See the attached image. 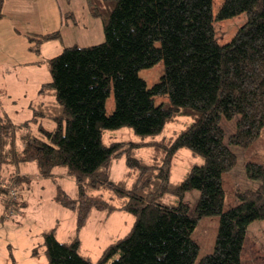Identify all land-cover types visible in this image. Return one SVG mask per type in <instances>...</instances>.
I'll return each instance as SVG.
<instances>
[{"label": "trees", "instance_id": "trees-1", "mask_svg": "<svg viewBox=\"0 0 264 264\" xmlns=\"http://www.w3.org/2000/svg\"><path fill=\"white\" fill-rule=\"evenodd\" d=\"M86 3L103 22L105 41L67 46L47 60L52 80L40 86L30 118L14 123L0 106V180L4 166L9 171L0 183L7 210L0 220L10 218L11 205L19 212L27 206L19 192L17 200L9 197V189L29 184L23 165L33 164L44 179L65 169L77 191L72 196L59 188L56 201L74 212L75 233L60 241L57 228L43 232L32 256L45 254L47 264H242L248 228L264 220V155L257 152L264 131V0H224L216 17L214 0ZM4 4L0 0V20ZM244 14L247 20L233 39L220 44L215 22ZM65 18L77 23L72 13ZM28 38L29 50L40 55L45 42L62 40V34ZM159 60L164 76L148 87L140 72ZM158 95L167 100L156 104ZM184 116L192 121L182 131L156 139ZM236 116V130L226 140L222 118ZM123 127L142 140L104 142L105 131ZM233 145L245 149L246 176L259 186L235 187L238 202L225 209V177L238 160ZM143 148L152 149L150 161L137 156ZM183 148L201 162L176 183L172 164ZM121 158L128 171L114 181L112 167ZM191 189L200 191L192 214L185 202ZM94 210L107 216L124 211L135 219L97 262L82 253L80 239ZM205 216H218L219 227L214 250L199 259L201 246L192 234Z\"/></svg>", "mask_w": 264, "mask_h": 264}, {"label": "rangeland", "instance_id": "rangeland-1", "mask_svg": "<svg viewBox=\"0 0 264 264\" xmlns=\"http://www.w3.org/2000/svg\"><path fill=\"white\" fill-rule=\"evenodd\" d=\"M223 2L224 0H214L215 17ZM4 13L5 17L0 22V63H2L0 85L6 93L4 94L0 89V106L2 104L14 123H20L32 116L29 106L39 99L40 86L52 80L49 68L46 66L47 60L60 54L67 46L85 47L104 42V25L100 19L91 15L86 0H5ZM67 13L75 16L76 24H66ZM246 20L247 16L244 14L216 21L215 31L219 43L225 44L231 41ZM55 31L61 32L62 40L55 39L45 42L41 46L39 56L28 50V35ZM153 47H159V43H154ZM33 60L38 62L17 66L12 63L15 61L32 62ZM140 75L148 87L158 83L161 76H164L163 61L159 60L152 66L142 69ZM5 81L7 85H2ZM166 100V95L155 97L156 104ZM113 109L114 100L111 96L107 101L108 114ZM237 118V116L233 119L222 118L221 125L225 130L226 140L236 130ZM191 121L190 117L184 116L170 122L164 133L156 139H161L163 136H174ZM103 139L106 144L142 140L129 127L107 130ZM231 148L238 160L236 166L225 177V209L238 202L234 192L235 187L254 189L259 186L257 181L246 176L245 167L248 157L245 149L237 145ZM257 152L259 155H264V131L257 144ZM151 153L152 149L143 148L137 151V156L150 161ZM199 162L201 158L193 156L189 149H181L172 164L171 180L176 183L180 182L189 169ZM127 171L125 158H121L114 162L111 176L114 181H120ZM8 173V166H4L0 183L7 182ZM66 173L65 169H57L53 179H44L41 176L38 179L32 177L28 186L24 185L19 191L9 189L17 193V197L19 192L26 200L27 206L21 212L14 208L15 212L12 217L0 221V264H9L10 254L13 255L16 264H47L45 254L42 253L35 257L31 255L32 249L43 240V232L57 228V237L60 241L67 240L75 233L74 212L56 201L59 188L69 195L76 194L77 184ZM199 196L200 191L197 189H191L186 193L185 202L189 205L191 214L195 210ZM105 197L108 198L107 193ZM3 205L0 202V214L4 216L7 210ZM134 222V217L124 211H117L107 216L105 212L94 210L88 224L80 232L82 253L97 262L112 242L123 238L131 231ZM218 227V216H205L199 220L192 234L193 239L201 246L199 259L214 250ZM242 261V264H264V220H256L250 224Z\"/></svg>", "mask_w": 264, "mask_h": 264}, {"label": "crops", "instance_id": "crops-1", "mask_svg": "<svg viewBox=\"0 0 264 264\" xmlns=\"http://www.w3.org/2000/svg\"><path fill=\"white\" fill-rule=\"evenodd\" d=\"M3 20V19H2ZM2 20H0V22L2 21ZM3 26V25H2ZM30 45V44H29ZM28 50H29V48H28ZM30 51V50H29ZM30 52H32V51H30ZM41 54V53H40ZM36 56H39V55H36ZM38 61L37 60H33L32 62H21V61H15V62H12V63H14V65H22V64H35V63H37ZM2 65V63H0V66ZM46 66H48V64L46 63ZM6 73H8V72H6ZM10 73V72H9ZM3 74V73H2ZM2 85H7V83H6V81L5 82H3L2 83ZM0 89L2 90V92H4V94L6 93V90L0 85ZM11 91V90H10ZM1 103H2V101H1ZM1 106H2V104H1ZM2 110L6 113V114H8L5 110H4V108L2 107ZM8 116H9V114H8ZM10 117V116H9ZM11 119H12V117H11ZM13 121V120H12ZM22 174L23 175H25V176H27V177H29L30 179H32V177L33 178H40V175L38 174V172H37V170H36V168L32 165V164H27V165H23L22 166ZM67 174V173H66ZM3 198L0 196V202H1V204L3 205L4 204V201L2 200ZM5 205V204H4ZM3 205V207H5ZM3 217V214H0V219ZM1 221V220H0ZM10 262H11V259H10ZM10 264V263H9Z\"/></svg>", "mask_w": 264, "mask_h": 264}, {"label": "built area", "instance_id": "built-area-1", "mask_svg": "<svg viewBox=\"0 0 264 264\" xmlns=\"http://www.w3.org/2000/svg\"><path fill=\"white\" fill-rule=\"evenodd\" d=\"M10 191V198L12 199V200H16V198H17V193H15L13 190H9ZM14 212H15V209H14V207L11 205L10 206V208H9V211H8V216L9 217H12L13 215H14Z\"/></svg>", "mask_w": 264, "mask_h": 264}]
</instances>
